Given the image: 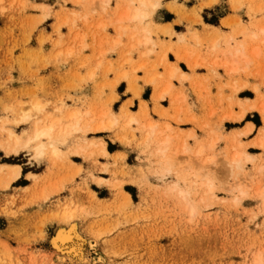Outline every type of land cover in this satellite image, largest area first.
<instances>
[{"label":"rangeland","instance_id":"obj_1","mask_svg":"<svg viewBox=\"0 0 264 264\" xmlns=\"http://www.w3.org/2000/svg\"><path fill=\"white\" fill-rule=\"evenodd\" d=\"M240 1H234L240 6L237 9L232 0H218L217 6L201 10L200 5L209 0L170 3L161 0L150 25L155 46L151 43L131 49L132 40L127 34L121 36L118 45H113L117 31L107 21V13L115 12L117 0H110L108 6L105 0L77 3L74 0H0V139L7 135L4 129L10 128L22 135L37 118L45 114L66 116L74 109L81 112L110 109L120 116L121 110L127 108L143 117V102L145 109H149V114L145 112L148 119L161 126L175 127L181 133L193 128L200 135L204 133L201 123H209V128L211 123L218 125L228 106L222 92L227 96L231 90L229 86L224 87L229 80L223 70L215 76L208 68L199 66L192 70L178 62L190 79L181 83L177 78L172 79L175 94L180 95L175 103L168 97L154 101V86L147 81V75H160L161 85L168 81L166 68L160 64L163 49L167 45L176 46V31L202 30L199 15L223 31H230L232 24L223 25L221 17L246 21V4L241 5ZM172 16L176 17L175 21L171 20ZM164 17L171 23H165ZM166 27L175 30L174 34L163 32ZM188 40L198 51H206L204 42L197 45L191 38ZM168 57L177 62L170 51ZM127 58L130 62H126ZM140 63H145V69L135 70ZM124 72L134 78L136 92L129 87L127 77H122ZM115 81L120 82L114 88ZM239 96L254 97V93L245 88ZM37 101L44 104L41 113L34 110ZM61 106L66 108L62 112ZM191 116L196 122L189 121ZM245 120L257 126L262 124L256 112H250ZM244 124L226 121L224 129L229 131ZM132 125L125 132L113 129L74 133L71 141L59 143L65 151L55 161H49L47 155L38 158L32 147L9 156L0 151V165L18 163L24 170H40V166L27 164L32 159L38 165L47 163L52 177L70 173L59 182L39 180L42 187L22 193L15 191V186L22 181L13 180L8 187H3L0 173V264H252L253 251L264 247V211L260 198L252 191L248 198L245 196L239 204L235 203L227 190V183L234 182V178L225 169L219 173L222 182L216 191L218 197L204 204L199 202L200 193L196 192L194 200L199 209L191 213L183 200L167 188L168 183L176 180L174 174L163 175L157 171L155 158L140 142L137 125ZM90 135L103 136L101 139L110 144V149H122L124 158L103 156L97 147L90 148L93 153L89 155L69 152L78 136L88 140ZM250 151L261 152L258 148ZM71 155H80L86 167L81 164L72 169ZM102 160L106 163L101 164ZM184 160H178L177 165L184 166ZM76 176L81 177L79 184L74 181ZM93 182L108 187L109 198L98 200L90 190L97 189ZM46 184L51 186L49 191L44 189ZM62 190H67L71 198L58 195ZM125 192L130 194L131 201ZM54 194L58 195L56 200H50ZM67 209L73 211L70 217L63 215ZM73 223L85 241L83 261L52 244L59 228L68 229Z\"/></svg>","mask_w":264,"mask_h":264},{"label":"bare ground","instance_id":"obj_2","mask_svg":"<svg viewBox=\"0 0 264 264\" xmlns=\"http://www.w3.org/2000/svg\"><path fill=\"white\" fill-rule=\"evenodd\" d=\"M74 1L77 3L82 0ZM109 1L105 0L106 5ZM217 1L209 0V2L202 3L200 9L211 6ZM234 1L232 0V3H235ZM240 2L241 5L246 4L248 19L243 21L236 17L232 19L228 16L223 17L221 20L223 25L232 24L230 31H223L219 26L205 23L201 15H199V20L203 24L201 31L191 28L186 33H180L175 32L172 28L167 30L166 27L163 32L170 34L175 32L178 36L176 46H165L160 59V64L162 63L166 68L168 81L161 85L162 77L160 75H152L151 73L147 75V81L154 86L153 100L159 101L168 97L175 103L180 95L175 94L172 79L177 78L181 83L182 80L189 78V73L183 70L178 62L186 64L192 70L199 66L208 68L215 76H219V70H223V75L229 80L223 86H229L228 88L231 90L227 96L222 92V99L225 98L228 101V106L223 110L218 125L211 123V128H209V123H201L204 133L202 132L203 134L200 135L193 128L181 133V131H176L175 127L157 124L147 115L148 119L145 116L148 109H145V102L141 106V112L144 113L143 117L140 114L131 113L127 108L121 110L120 116L112 113L110 109H101L99 112H94V110L81 112L74 109L68 112L66 116L56 117L45 114L43 117L37 118L31 129L22 132V135L15 133L10 128L4 129L7 135L0 139V151L9 156L17 154L22 149L32 147L35 156L38 158L47 155L49 161H55L64 154V151L58 146L59 143L71 141L74 133L113 129L125 132L130 126H133L132 124H136L137 129L140 131V142L144 144L145 148H149L150 155L155 158L157 171L163 175L174 174L176 178L172 184L169 185L168 183L167 188L183 200L184 205L191 213H196L199 209V206L196 205L197 201L194 200V194L197 195L196 192L200 193L199 202L201 203L209 202L218 197L216 191L221 188L219 184L222 182L219 173L225 169L234 178V182L227 183V185L229 184L227 190L232 193L234 202L239 204L243 197L247 196L248 198V195L253 191L254 196L260 198L261 207L264 211V0H241ZM160 3L161 0H117L115 12L110 13V15L109 12L107 13L109 17L107 21L117 31V37L113 40V45H118L122 40L121 36L124 34L131 37V49L153 43L150 37V25L153 14ZM239 7L235 3L234 8ZM188 38L195 41L197 45L204 42L206 51H198L195 47H192L191 43L188 42ZM153 45L155 46L154 43ZM169 51L175 55L177 62L169 60ZM128 61L130 62V58L126 59V62ZM144 64L140 63L135 67V70L144 68ZM122 77H127L129 87L136 92V86L133 83L134 78H130L128 72H124ZM250 79H253V82ZM118 82L120 81L113 83L114 88ZM245 88H249L254 93V97H240V92ZM179 94L182 95L183 93ZM60 108L61 112L62 109H66L62 106ZM34 110L39 113L43 112L44 104L37 101ZM189 110H191L190 107ZM250 112H256L261 116V125L256 126L253 121L245 120ZM66 119L68 122L64 123ZM189 121L196 122L193 116L190 117ZM226 121L245 122V124L239 128L226 131L224 129ZM83 123L84 125H82ZM206 129H208L207 132ZM131 135L135 137L133 132H131ZM221 143L224 144L223 147H220ZM73 145L69 151L71 153L82 152L84 155H89L93 153L90 148L97 147L98 152L103 156L116 159L124 158L122 152L114 154L109 152L106 142L102 139L84 140L81 136H78ZM250 148H258L261 152L259 154L253 153ZM182 159H185L186 164L179 167L177 162L178 160L182 162ZM194 164L196 167H193ZM220 164H222V167ZM136 169L139 170L140 166H137ZM20 172V164L2 163L0 173L3 187H8L13 180H16ZM31 177L36 178L35 175H31ZM120 187H122V184ZM125 195L128 201H131L130 194L125 192ZM72 212L67 209L63 215L64 217H70L73 214ZM84 242L77 230L76 223L71 224L68 229L59 228L52 240V244L59 251L70 253L79 261L85 259L83 253ZM251 262L252 264H264V247L260 246V248L253 251Z\"/></svg>","mask_w":264,"mask_h":264},{"label":"crops","instance_id":"obj_3","mask_svg":"<svg viewBox=\"0 0 264 264\" xmlns=\"http://www.w3.org/2000/svg\"><path fill=\"white\" fill-rule=\"evenodd\" d=\"M172 1L173 0H166V3H170ZM202 1H206V0H202ZM218 4L219 3L216 2V3H214L211 6L204 7L203 9H210V8H213V7L217 6ZM166 13H170L172 15V12H169L168 11ZM164 16H165V14H164ZM222 18L223 17H221V19ZM171 20H174L175 21L176 20V17L175 16H172ZM164 22L165 23H171V21H169V19H166L165 17H164ZM207 24H209V23H207ZM199 31H201V30H199ZM176 32H178V31H176ZM180 33H186V32L185 31H182ZM188 42L190 43L189 40H188ZM91 138L101 139V138H104V137L101 136V135H98V136L90 135L89 139H91ZM104 141L106 142L107 150L109 152H111L112 154L122 151V149H120V148L110 149V144L105 139H104ZM62 151H65V149L62 148ZM69 160H70V166H71L72 169H75V167H78L81 164H83L82 165L83 168L86 167V165L84 163H82V159H81V156L80 155H71L69 157ZM100 163L101 164H104L106 162L104 160H102V161H100ZM27 164L30 167H38V166H40L41 168H40V170H24L22 168V166H21L20 175H19V177L16 180H14L16 182L19 181V180L22 181L21 183H19L18 185L15 186L16 193H22L24 190L26 191L28 189L31 190V191H36L35 189H38V188L42 187V185H43V183L41 184L40 181H44V182L58 181L59 182L62 179H64L66 176L70 175V173L67 174L66 172H63V173H61V174H59L57 176L52 177V175L48 172V169L46 167V164L47 163H44L43 162L42 164L38 165L37 162L32 161V159H30V161ZM31 175H35L36 178L31 177ZM100 177L106 179V177H104V176H100ZM36 180L39 183L36 184L35 183ZM74 181L77 184H79V182L81 181V177L80 176L74 177ZM92 185H95L97 187V189H94V188H91L90 187L91 188L90 190H91V192H93L95 194V196H96V198L98 200H106V198H109V195L111 194V192H109V188L108 187H106L105 185H98V184H96L94 182L92 183ZM71 186H73V185H70L69 187H71ZM44 189H47V191H49L51 189V186H49L48 184H46V188L44 186ZM64 194H68L67 193V190L60 191V193L58 195L62 196L63 199L65 197L71 198V197H69L70 196V193L68 195H66V196ZM58 195L57 194H54L49 199L50 200H53V199L56 200V198H57ZM72 197H74V196H72Z\"/></svg>","mask_w":264,"mask_h":264}]
</instances>
